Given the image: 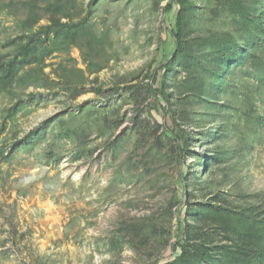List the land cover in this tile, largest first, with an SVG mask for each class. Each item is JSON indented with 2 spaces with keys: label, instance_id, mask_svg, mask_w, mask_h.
I'll return each mask as SVG.
<instances>
[{
  "label": "rangeland",
  "instance_id": "rangeland-1",
  "mask_svg": "<svg viewBox=\"0 0 264 264\" xmlns=\"http://www.w3.org/2000/svg\"><path fill=\"white\" fill-rule=\"evenodd\" d=\"M172 1L60 0L62 20L87 18L94 48L60 42L47 78L0 89V264H165L193 218L186 202L264 197V0H249L259 29L236 23L224 0H189V37L227 33L247 53L214 94L177 102L183 127L155 95L175 99L185 74L168 62ZM49 2L0 0V53L25 19L33 30L48 21Z\"/></svg>",
  "mask_w": 264,
  "mask_h": 264
},
{
  "label": "trees",
  "instance_id": "trees-1",
  "mask_svg": "<svg viewBox=\"0 0 264 264\" xmlns=\"http://www.w3.org/2000/svg\"><path fill=\"white\" fill-rule=\"evenodd\" d=\"M224 2L223 7L234 15L236 23L253 22L255 29L260 28L257 16H253L254 6L250 5L249 0ZM48 4L47 8L53 14L48 21L33 30V22L25 19L23 35L11 41L12 52L0 53V89L6 90L14 83L30 84L38 79L39 73L47 78L43 71L44 58L60 42L68 48L81 38L94 48L97 34L86 17L62 20L59 15L62 9L60 0ZM28 5H32L31 1ZM164 9L166 12L176 11V26L171 30L175 52L168 62L177 61L185 74L178 83L180 90L177 89L175 99L163 88L157 90L155 95L157 99L165 101L177 125L183 127L188 124V112L180 109L177 102L183 96L202 98L206 94H214L226 69L240 60L247 49L229 38L231 35L227 33L189 37L186 31L191 10L189 0L172 1ZM48 41L49 44H46ZM207 62L210 63L208 67ZM61 70L65 71V66L61 65ZM206 75L210 77L208 80ZM67 76L60 75L62 81L70 85L72 82ZM79 94L77 90L73 98ZM246 198L244 194L232 198L223 193H214L206 202L191 206L186 202L185 211L194 212L193 218L190 221L185 218L186 238L175 243L172 259L165 264H258L263 261L264 197H260L256 204L248 202ZM192 229H196L194 235L199 238L198 242L187 239ZM216 231L222 233V239L214 243L209 237Z\"/></svg>",
  "mask_w": 264,
  "mask_h": 264
}]
</instances>
